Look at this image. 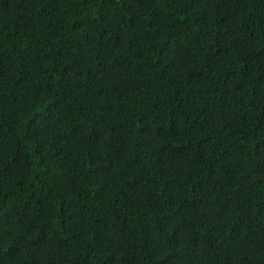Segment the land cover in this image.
Returning a JSON list of instances; mask_svg holds the SVG:
<instances>
[{"label": "trees", "instance_id": "obj_1", "mask_svg": "<svg viewBox=\"0 0 264 264\" xmlns=\"http://www.w3.org/2000/svg\"><path fill=\"white\" fill-rule=\"evenodd\" d=\"M0 264H264V0H0Z\"/></svg>", "mask_w": 264, "mask_h": 264}]
</instances>
